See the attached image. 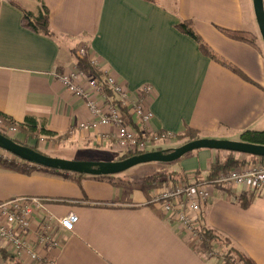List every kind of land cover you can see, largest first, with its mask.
<instances>
[{"label":"crops","instance_id":"1","mask_svg":"<svg viewBox=\"0 0 264 264\" xmlns=\"http://www.w3.org/2000/svg\"><path fill=\"white\" fill-rule=\"evenodd\" d=\"M245 5L244 0H0V113L18 122L37 118L61 139L57 146L69 151L104 149L118 152L113 159L121 156L115 127L79 128L90 117L86 102L54 76L78 64L76 51L83 45L100 72L115 76L132 100L140 98L152 110L145 132L177 135L191 127L204 137L240 140L247 129L263 130L264 50L223 32L256 33ZM43 7L54 36L23 25L24 9L38 15ZM182 21H190L202 41L241 74L204 54L177 27ZM145 85L153 86L151 96L141 93ZM13 135L26 139L18 131ZM225 154L191 152L181 169L193 180L196 171L205 178ZM144 184L0 163V202L38 196L47 199L46 211L55 218L79 216L73 231L58 228L62 246L42 251L56 264H226L198 252L195 239L152 202L155 185ZM242 194L250 201L246 208ZM203 226L264 264V194L215 187Z\"/></svg>","mask_w":264,"mask_h":264},{"label":"built area","instance_id":"2","mask_svg":"<svg viewBox=\"0 0 264 264\" xmlns=\"http://www.w3.org/2000/svg\"><path fill=\"white\" fill-rule=\"evenodd\" d=\"M76 53L78 57H84L87 54L86 46H79ZM91 60L96 66L97 61ZM54 76L72 94L86 102L90 117L79 122L81 130H96L102 126L115 127L117 148L124 153L153 151L167 138L168 134L148 130L145 132L154 113L140 98L132 100L125 84L112 74L99 79L76 65L70 70L54 71ZM106 88L116 98L110 95ZM153 92L152 85H145L141 91L149 96ZM135 125L144 132L140 134ZM7 132L12 135L17 130L10 128ZM0 157L17 165H34L16 158L2 148ZM218 186L237 190L246 188L257 194H264V162L224 171L211 179L169 180L152 187V202L159 205L168 220L175 223L188 237L201 239L205 207L213 189ZM46 201V198L38 196H19L0 202V250H4L19 261L29 259L41 264H56L43 254V249L62 246L58 228L73 231L80 218L74 212L63 218H55L46 211ZM36 219L39 221L35 225ZM0 264H9L1 254Z\"/></svg>","mask_w":264,"mask_h":264},{"label":"trees","instance_id":"3","mask_svg":"<svg viewBox=\"0 0 264 264\" xmlns=\"http://www.w3.org/2000/svg\"><path fill=\"white\" fill-rule=\"evenodd\" d=\"M24 18H23V25L24 27L41 34H45L48 36H54L55 32L52 30L50 26L49 20V12L46 7L40 11L38 15H34L32 12L26 11L24 9ZM177 27L184 33L192 36L194 39L197 40L199 43L200 49L204 54L209 56L210 58L214 59L215 61L219 62L220 64L234 70L235 72L241 74V72L230 64L228 61L220 57L215 51H213L196 33L192 23L190 21H182L180 22ZM223 32L229 36L230 38L238 41H243L250 43L254 46H258L257 44V37L253 32L241 30H223ZM91 56L88 53L84 57H78V67L85 71L87 74L102 79L105 74L100 72L96 66L92 63ZM109 92L110 95L113 96V93L109 89H105ZM119 103V101H116ZM0 121L2 122V128L0 129V133L14 139L15 141L23 144L28 145L27 141H20L19 139L11 136L8 134V129L15 128L18 132L24 133L26 135V139L35 138L37 139L36 144L31 146L35 150L43 152L39 147V142L41 140V136H45L48 139H51L53 136L56 135L53 131H50L46 128L44 124H42L37 118L28 116L25 118L23 122L15 121L3 113H0ZM159 134H166L165 132H159ZM204 137L200 131L193 129L191 127H187L185 132L182 134L177 135H168L166 139L170 141H176L178 143H186L188 141H192L198 138ZM240 139L246 142L257 143V144H264V129L263 130H252L247 129L243 131L240 135ZM158 150H163L162 148H158ZM172 149H168L171 151ZM226 154L221 157L216 163L211 165L210 170L207 173L205 178L211 179L219 175L221 172L228 171L238 167H244L249 164H258L264 162V157H257L253 155H246L238 152L233 151H224ZM145 153V152H126L123 153L121 156L117 157L115 160H124L129 157ZM18 158V157H17ZM1 163L5 165L15 166L14 162L8 163L7 161L0 160ZM41 170L44 171H55V169L45 168L39 166ZM200 171H196L194 175H198ZM77 177H83L84 174H76ZM100 178L101 176H96ZM189 176L186 173L178 172V171H170L164 172L161 171L159 173L148 175L144 178V182L148 185H157L163 184L169 180L173 181H188ZM242 206L244 208L249 206V199L247 195L242 194L240 197ZM200 241L202 244L207 246L208 248H213V246L217 243L223 244L227 247V254L224 257V261L226 264H257L254 259L250 256L245 254L240 249L232 246V243L229 239L221 237L216 231L211 228H207L206 226L202 227L201 230V239ZM0 254L4 258V260L9 263H17L20 264L17 259H15L12 255L8 254L4 250H0Z\"/></svg>","mask_w":264,"mask_h":264},{"label":"water","instance_id":"4","mask_svg":"<svg viewBox=\"0 0 264 264\" xmlns=\"http://www.w3.org/2000/svg\"><path fill=\"white\" fill-rule=\"evenodd\" d=\"M253 6L260 34L264 41V0H253ZM0 148L7 150L18 158L41 167L90 176L114 175L149 162H175L185 155L200 149L233 151L246 155L264 157V144L211 137H202L188 141L173 148L171 151L153 150L124 160L113 161H80L54 158L35 150L31 146L23 145L2 133H0Z\"/></svg>","mask_w":264,"mask_h":264},{"label":"rangeland","instance_id":"5","mask_svg":"<svg viewBox=\"0 0 264 264\" xmlns=\"http://www.w3.org/2000/svg\"><path fill=\"white\" fill-rule=\"evenodd\" d=\"M245 6H246V18L251 21L252 25L254 26L255 29V36L257 37V43L262 47L264 50V41L261 37L259 26L257 23V19L255 16V11H254V6H253V0H244ZM15 137L13 134L11 135ZM17 138V137H16ZM52 139V140H51ZM47 139L45 136H41V140L39 142V147L40 149L45 152V154L54 157V158H61V159H68V160H80V161H113L115 159V156H117L118 152L112 153V155H109L105 152L104 149H93L91 150H86L84 152L80 150H71L69 151L68 149L60 146V138H51ZM228 140H237V139H228ZM241 140V139H240ZM26 141V139L24 140ZM37 139L31 138L30 144L35 145ZM52 143V145H49V143ZM57 144H59L57 146ZM183 143H178L176 141H170L166 139L164 142L160 143L155 150H158V148H162L163 150H168V149H173L176 148ZM205 151V150H210V149H200L197 151H194L192 153L200 152V151ZM6 154V153H5ZM191 154V153H190ZM185 155L183 158H181L178 161L175 162H170V163H163V162H149V163H144L140 164L138 166H135L125 172L114 174V175H108V176H101L102 178L106 179H112L118 183H121L122 180L129 181V182H134V183H140L142 186H145L143 182V178L147 175L159 173L161 171L164 172H170V171H178V172H183L181 169L182 162L185 159H188L189 155ZM16 157V156H15ZM17 158V157H16ZM0 160H3V158L0 157ZM6 161V160H4ZM1 163V162H0ZM9 163V162H8ZM15 163V162H14ZM17 165V164H16ZM250 165V164H249ZM38 166V165H36ZM49 172H59L62 175H67L70 172L63 171V170H55V171H49ZM74 174V173H73ZM76 175V174H74ZM90 176V175H89ZM197 176V175H195ZM91 177H96V176H91ZM198 179H202V171L198 174ZM160 185V184H157ZM193 247L200 253L210 257V258H217V257H222L224 258L225 255L227 254V247H225L223 244H215L213 248H208L202 242L200 239H195L193 242ZM224 260V259H223Z\"/></svg>","mask_w":264,"mask_h":264}]
</instances>
